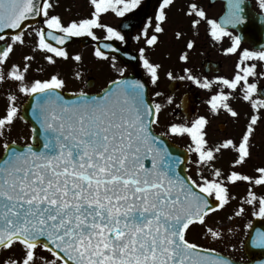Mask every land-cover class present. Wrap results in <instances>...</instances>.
<instances>
[{"label": "snow or ice", "instance_id": "snow-or-ice-1", "mask_svg": "<svg viewBox=\"0 0 264 264\" xmlns=\"http://www.w3.org/2000/svg\"><path fill=\"white\" fill-rule=\"evenodd\" d=\"M175 4L155 0L149 13L146 0H88L87 16L65 21L54 12L53 0H0V85H11L0 114V253H9L0 264H236L191 241L188 233L199 226L206 238L224 240L225 231L210 226L208 219L236 199L230 186L239 183L247 191L233 215L264 221V191H256L264 190V166L253 175L238 169L251 158L253 134L264 122V44L243 47L242 32L249 22L245 0H228L227 13L219 20L210 18L199 0H187L184 14L196 34L204 26L225 56L238 59L231 77L201 78L185 67L178 79L208 90L206 103L213 114L224 111L238 118L230 103L238 98L249 105L251 115L239 141L210 143V121L204 115L170 123L156 135L153 126L159 125L163 105L148 98L145 82L126 75L117 54L129 39L142 44L137 55L124 51L123 56L138 62L150 83L158 85L162 66L146 53L158 45ZM258 6L264 13V0ZM108 16L120 18V24L105 22ZM79 37L94 41V57L117 73L101 93L81 89L66 98V80L59 73L28 79L39 52L48 65L73 61L74 78L80 80L83 57L66 47ZM175 37L181 39L183 32L176 31ZM29 38L34 39L32 54L9 63ZM186 48L193 50L195 41L188 40ZM179 60L186 63L188 52ZM167 77L177 79L172 71ZM17 93L31 99L35 121L22 144L11 138L16 121L25 120ZM173 103L168 96L167 104ZM169 134L190 138L198 179L178 171L184 160L174 157L161 138ZM226 150L235 153L227 172L216 166ZM246 228H253L251 220ZM251 243L264 249V231L256 229Z\"/></svg>", "mask_w": 264, "mask_h": 264}, {"label": "flooded vegetation", "instance_id": "flooded-vegetation-1", "mask_svg": "<svg viewBox=\"0 0 264 264\" xmlns=\"http://www.w3.org/2000/svg\"><path fill=\"white\" fill-rule=\"evenodd\" d=\"M226 0H199L202 7L208 12L210 18L218 19L224 13V5ZM57 4L54 12L60 14L65 21L72 18H79L87 16L90 8L88 0H53ZM150 7L149 13L152 11V5L155 4V0H146ZM187 0H176L175 6L169 11V20L164 25L165 32L160 35V41L157 46L147 50V56L153 62L157 60L158 63L164 65L165 69L172 71L177 79L169 80L166 76H162L158 85L152 87L153 91H159L163 93L162 96L158 97L155 101L161 103L164 109V119L159 122V125H154L156 133L161 134L167 131V126L170 123H182L185 120L182 114L181 101L186 96L192 107L197 111L196 117L204 115L209 119V125L207 126V139L210 143L222 142L226 138H232L235 141H239L243 131L246 128L248 118L251 115V109L249 105L240 99L231 101V105L235 108L240 116L238 118H232L228 113L221 111L219 114H213L206 101L209 99L211 93L208 90L197 88L190 81L180 80L179 76L185 75L183 69L185 67L191 68L193 74L198 77L207 76L213 79L216 76L231 77L235 71V64L238 57L236 55L225 56L223 54V48L215 44L211 38L207 35L204 26H201L198 30L199 34L193 30L190 26V18L181 15L184 14ZM71 8L69 11L68 9ZM254 12L258 16H263L258 6V0H245V13L249 16V13ZM105 22L113 25L120 24V18L108 16L105 18ZM38 26V25H37ZM183 32V37L179 40L175 37V32ZM11 34V32H9ZM98 34L102 35L98 31ZM135 35V32H132ZM195 41V48L188 50L186 48V42L188 40ZM95 42L88 37L73 38L67 44V50L70 54L75 55L79 53L83 57V64L80 66L82 71V78L76 80L74 78V62L73 61H61L58 60L55 66L48 65L47 61L43 59L44 54L37 52L35 54V60L32 63V69L28 73V79L34 78L45 79L51 74L59 73L62 78L66 80V88L63 92L73 93L78 92L81 89L89 92V94H95L105 87V64L104 62L98 61L94 55ZM34 46V39L29 38L26 45L23 47H17L15 53L11 57V62L19 63L22 60L23 55L32 54L31 48ZM143 46L129 39V43L126 46L121 47V52L127 51L133 55H137L138 48ZM224 46H227L225 41ZM245 48H252L248 44H243ZM149 51L150 54H149ZM187 51L189 54V60L185 63L179 60V56L182 52ZM149 54V55H148ZM204 64H211L216 66L215 74H207L204 72ZM139 65L140 73L147 82L150 83L149 77L145 70ZM138 65H133L130 69L137 70ZM43 68V71L37 72L36 68ZM63 74H66L64 77ZM180 82L181 86L178 91L172 94L174 103L167 104V86L170 82ZM90 82L92 83L89 88ZM264 83V82H262ZM11 85H0V114H3L7 104V91ZM153 97V96H152ZM28 97L23 94L17 93V104L20 107V114L22 115V107L25 104ZM154 99V97H153ZM187 100V99H186ZM188 103V102H186ZM176 105H180L179 108ZM186 107H184L185 109ZM195 117V118H196ZM190 122V121H188ZM161 128H163L161 130ZM30 136V128L28 124L23 120H17L13 132L11 135L12 139H16L18 143L22 144L27 141ZM169 141L179 148H183L189 152L190 160L196 159L195 153H191L188 150V146L191 141L186 135L183 137L165 135ZM252 156L246 164L238 166V169L246 174L253 175L256 167L264 166V122H261L253 134L252 138ZM3 150L0 148V154ZM235 153L231 151H225L223 155L218 156L216 166L223 169L226 165V171L231 169V163L234 159ZM247 185L242 188L230 189L231 195L235 196L236 199L231 200L230 203L224 208L217 211L214 214H210L208 223L210 226L221 227L225 233V239L222 241H213L210 238H206L204 231L201 227H193L188 233V238L205 247H211L219 252L226 258L235 260L236 263L248 264L252 261H261L264 258V249L250 248L245 246L249 229L246 228V224L249 220L253 222L255 220L250 215L243 217H235L234 211L239 207V201L246 195ZM257 192L264 191L262 189H256ZM232 216V219H227L228 216ZM231 229V232L227 230ZM264 231V230H262ZM2 260V257H0Z\"/></svg>", "mask_w": 264, "mask_h": 264}, {"label": "rangeland", "instance_id": "rangeland-1", "mask_svg": "<svg viewBox=\"0 0 264 264\" xmlns=\"http://www.w3.org/2000/svg\"><path fill=\"white\" fill-rule=\"evenodd\" d=\"M182 17H185V15H181ZM109 67V66H108ZM165 68H162L161 69V71H163ZM107 72H105V79L106 78H109V77H107ZM64 75V77L66 76V74H63ZM227 166V165H226ZM226 166L222 169L223 171H226ZM194 176V175H193ZM195 177V176H194ZM196 178V177H195ZM16 251V254L18 255L19 254V250L17 249V250H15ZM7 255H9V253H7V252H4V253H0V257H2V259L5 257V256H7ZM45 255H48L47 253H45Z\"/></svg>", "mask_w": 264, "mask_h": 264}, {"label": "water", "instance_id": "water-1", "mask_svg": "<svg viewBox=\"0 0 264 264\" xmlns=\"http://www.w3.org/2000/svg\"><path fill=\"white\" fill-rule=\"evenodd\" d=\"M146 165L150 166V164H147V163H146ZM180 172L182 173V171H180ZM182 175H183V173H182ZM254 226H255V225H254Z\"/></svg>", "mask_w": 264, "mask_h": 264}]
</instances>
